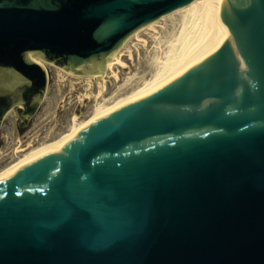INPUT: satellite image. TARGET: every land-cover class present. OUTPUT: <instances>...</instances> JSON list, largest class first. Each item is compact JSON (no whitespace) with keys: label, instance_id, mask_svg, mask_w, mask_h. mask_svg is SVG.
Returning a JSON list of instances; mask_svg holds the SVG:
<instances>
[{"label":"water","instance_id":"95a60500","mask_svg":"<svg viewBox=\"0 0 264 264\" xmlns=\"http://www.w3.org/2000/svg\"><path fill=\"white\" fill-rule=\"evenodd\" d=\"M192 0H0V118L45 69L101 70ZM202 47L152 93L0 177V264H264V0H209Z\"/></svg>","mask_w":264,"mask_h":264},{"label":"bare ground","instance_id":"6f19581e","mask_svg":"<svg viewBox=\"0 0 264 264\" xmlns=\"http://www.w3.org/2000/svg\"><path fill=\"white\" fill-rule=\"evenodd\" d=\"M208 9L209 0H192L137 28L114 50L101 73H74L30 53V58L44 69L51 66L70 78H84L87 89L85 94L92 96L95 102L84 119L73 116L67 128L51 142L39 148L31 149L25 154H19L24 148L17 146L14 150L15 157L13 160L0 168V177L61 146L94 120L126 103L152 93L174 77L183 64L203 46L207 39L212 26V18ZM142 34H147L153 39L151 49L146 52V68L142 71L135 70L126 74L118 88L112 91V94L109 93L111 95L106 96L104 93L106 77L110 74L115 79L118 78L116 69L126 65L123 55L128 42L136 39L135 45L137 47L140 44L147 48L148 40L141 36ZM126 52L128 57H132L131 49H127ZM93 83L95 84V91L91 89ZM72 85L71 83L70 86L72 87Z\"/></svg>","mask_w":264,"mask_h":264},{"label":"rangeland","instance_id":"374dc122","mask_svg":"<svg viewBox=\"0 0 264 264\" xmlns=\"http://www.w3.org/2000/svg\"><path fill=\"white\" fill-rule=\"evenodd\" d=\"M148 40L147 48L138 44L136 39H132L127 44V49L132 50V57L126 55L124 50V67H117L118 78L110 74L106 77L105 95H111L120 85L126 74L146 68L147 50L153 45V39L142 34ZM104 68V67H103ZM101 70L95 71L101 73ZM47 84L43 94L33 114L26 120L25 127L19 132L17 124L20 121L16 108L21 106L15 103L0 118V168L5 166L15 157V148H24L19 154H25L31 149L39 148L51 142L60 132L65 130L73 116L84 119L94 104L92 96L85 94V79H74L58 71L56 68L47 66L45 69ZM90 73V72H84ZM73 84L72 87L70 86ZM95 91V84L92 88ZM111 93V94H109Z\"/></svg>","mask_w":264,"mask_h":264}]
</instances>
